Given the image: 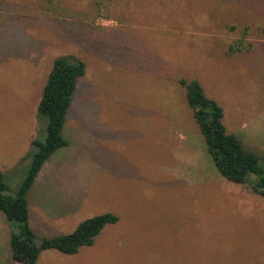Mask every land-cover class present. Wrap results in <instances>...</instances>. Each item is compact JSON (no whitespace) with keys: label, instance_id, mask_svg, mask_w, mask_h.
Masks as SVG:
<instances>
[{"label":"rangeland","instance_id":"rangeland-1","mask_svg":"<svg viewBox=\"0 0 264 264\" xmlns=\"http://www.w3.org/2000/svg\"><path fill=\"white\" fill-rule=\"evenodd\" d=\"M1 9L6 183L19 188L32 142L45 137L37 109L55 59L75 55L86 73L67 120L87 135L44 164L28 193L32 227L51 238L118 218L93 246L44 251L37 264H264V197L221 176L179 83L197 79L227 132L264 156V0H0ZM22 30L36 48L17 63L29 50L17 44ZM88 166L98 180L81 193ZM43 219L55 221L40 232ZM11 233L0 212V264H12Z\"/></svg>","mask_w":264,"mask_h":264},{"label":"trees","instance_id":"trees-1","mask_svg":"<svg viewBox=\"0 0 264 264\" xmlns=\"http://www.w3.org/2000/svg\"><path fill=\"white\" fill-rule=\"evenodd\" d=\"M85 73V63L75 56L55 59L37 109L38 120L46 122L45 137L31 144L27 156L31 159L30 169L16 191L0 171V212L12 226L9 241L12 264H37L40 255L49 250L76 255L81 248L93 246L108 225L118 222L115 215L106 213L81 222L71 234L51 238L40 236L30 225L28 193L44 164L69 145L62 132L78 81ZM179 83L186 90L187 103L221 176L235 185L248 186L264 197V156L227 132L223 109L206 95L198 81L180 80Z\"/></svg>","mask_w":264,"mask_h":264},{"label":"crops","instance_id":"crops-1","mask_svg":"<svg viewBox=\"0 0 264 264\" xmlns=\"http://www.w3.org/2000/svg\"><path fill=\"white\" fill-rule=\"evenodd\" d=\"M22 10H23V16H25V13H27V7L26 6H23V5H21V7H20ZM3 10L4 9H1L0 11L1 12H3ZM19 10V9H18ZM30 10V9H29ZM11 13H14V14H17V9H15L14 10V12H11ZM24 28V27H23ZM30 30H32V29H30ZM26 32L28 31V30H25ZM25 31L24 30H22V34H21V36H20V39L19 40H17V44H24V45H28V47H29V50L26 52V53H22V52H20V51H16V54H15V59H13L14 61H16L17 63H21V62H23V61H26L27 60V58L29 57V55H33L34 56V50H35V48H36V46H34V41L32 42V40H30L29 39V41H30V43L29 42H26V41H24V35H25ZM27 34V33H26ZM28 36H31V35H28L27 34V37ZM32 37V36H31ZM73 56H75V55H73ZM75 57H77V56H75ZM78 58V57H77ZM79 59V58H78ZM190 80H196V81H198L197 79H195V78H191ZM190 80H188V81H190ZM199 82V81H198ZM200 83V82H199ZM201 84V83H200ZM203 87V86H202ZM94 100H92V102H93ZM186 101H187V99H186ZM188 104V103H187ZM68 114H67V117H66V122H65V126H64V129H63V137H64V134L66 133V135L68 136V137H64L66 140L68 139L69 141V144L70 143H72V141H75V139L76 138H83V136L85 135V137H86V135H87V132L83 135V134H80L79 132H77V131H75V129H73V128H75V126H72L71 124H69L68 123ZM65 129H66V132H65ZM31 136L33 135V133L32 134H30ZM31 142V141H30ZM69 146V145H68ZM67 146V147H68ZM66 148V147H65ZM63 149V148H62ZM61 150V149H60ZM59 151V150H58ZM57 151V152H58ZM56 152V153H57ZM56 153H54V155L56 154ZM89 163V162H88ZM87 171H82L87 177H88V179L87 180H85V181H82V182H80L78 185L76 184V181H75V186H78L79 188H78V191L79 192H81V193H88L89 191H90V188L93 186V184H94V182L96 183L97 182V180H98V177H97V172L95 171V170H90V169H92V168H90V166H88L87 168H85ZM102 169V172H104L105 170L103 169V168H101ZM98 170H100V169H97V171ZM45 171L42 169L41 170V174H43ZM179 174H180V176L182 177V178H184V182L186 181V180H188V168L187 169H181V170H179V172H178ZM49 177H52L51 175H49L48 176V178ZM97 178V179H96ZM75 180V179H74ZM96 180V181H95ZM239 186V185H238ZM81 200H82V205L84 204V202L88 199V198H80ZM30 205V204H29ZM81 208H82V206H81ZM84 208V207H83ZM29 209H30V207H29ZM69 215H72V214H69ZM54 221L55 220H53V223H54ZM41 223H43L42 225H44L43 227L41 226V227H39V229H40V232L42 231V230H44L45 229V227H47V226H52L53 225V223H52V220L51 221H49V219L48 220H42V222ZM67 223H69V222H67ZM67 223H64V224H67ZM30 225H31V227H32V223H31V209H30ZM59 225V224H58ZM63 225V224H62ZM33 228V227H32ZM77 228V227H76ZM75 228V229H76Z\"/></svg>","mask_w":264,"mask_h":264}]
</instances>
